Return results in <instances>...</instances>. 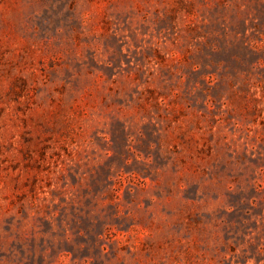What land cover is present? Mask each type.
<instances>
[{
    "label": "rangeland",
    "instance_id": "374dc122",
    "mask_svg": "<svg viewBox=\"0 0 264 264\" xmlns=\"http://www.w3.org/2000/svg\"><path fill=\"white\" fill-rule=\"evenodd\" d=\"M0 264H264V0H0Z\"/></svg>",
    "mask_w": 264,
    "mask_h": 264
}]
</instances>
